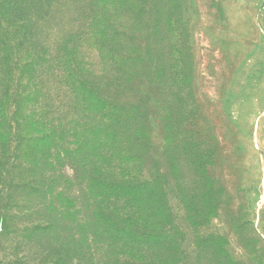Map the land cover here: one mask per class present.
I'll use <instances>...</instances> for the list:
<instances>
[{
	"label": "rangeland",
	"instance_id": "374dc122",
	"mask_svg": "<svg viewBox=\"0 0 264 264\" xmlns=\"http://www.w3.org/2000/svg\"><path fill=\"white\" fill-rule=\"evenodd\" d=\"M17 1L0 264H264V0Z\"/></svg>",
	"mask_w": 264,
	"mask_h": 264
},
{
	"label": "trees",
	"instance_id": "16d2710c",
	"mask_svg": "<svg viewBox=\"0 0 264 264\" xmlns=\"http://www.w3.org/2000/svg\"><path fill=\"white\" fill-rule=\"evenodd\" d=\"M6 1L7 0H0V8L1 9L2 8L5 9V7H6L5 6V2ZM9 1L10 0H8V2ZM14 2H16L15 7L18 9L17 5H18L19 2L17 0H14ZM17 13L19 14V9H18ZM4 15L6 17L7 14H4ZM12 19H13L12 21H14L15 19H16V21L12 22L13 24H11V22H8V25L6 26V30L5 31H4L3 23L2 22L0 23V46L2 47V49H5L7 51H10L11 47L13 49L14 48L16 49V47H18L17 44L19 42H22L23 40H25L26 36L31 32L30 31V27H31L32 24H30V22H28L25 18H24L25 20H21V19L17 18L16 16H14V17H12ZM7 27L9 29H7ZM10 34H14V37H12L13 39L10 38L6 42H4L2 40V36L3 35H10ZM13 55H16V53H14ZM3 62H5V61H2V53H0V63H3ZM34 107L39 108V105H35ZM20 135L21 134H19V136Z\"/></svg>",
	"mask_w": 264,
	"mask_h": 264
}]
</instances>
